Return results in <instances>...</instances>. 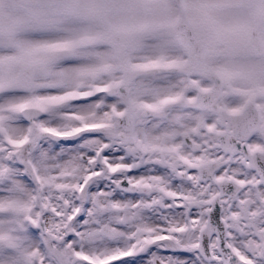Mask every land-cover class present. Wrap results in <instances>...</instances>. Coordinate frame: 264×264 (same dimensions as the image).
<instances>
[{
  "label": "snow or ice",
  "instance_id": "obj_1",
  "mask_svg": "<svg viewBox=\"0 0 264 264\" xmlns=\"http://www.w3.org/2000/svg\"><path fill=\"white\" fill-rule=\"evenodd\" d=\"M0 264H264V0H0Z\"/></svg>",
  "mask_w": 264,
  "mask_h": 264
}]
</instances>
